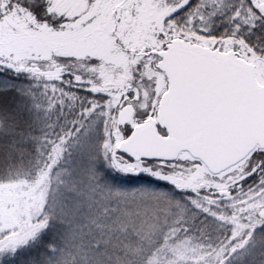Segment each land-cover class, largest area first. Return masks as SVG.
I'll return each instance as SVG.
<instances>
[{
	"label": "snow or ice",
	"instance_id": "obj_1",
	"mask_svg": "<svg viewBox=\"0 0 264 264\" xmlns=\"http://www.w3.org/2000/svg\"><path fill=\"white\" fill-rule=\"evenodd\" d=\"M0 264H264V0H0Z\"/></svg>",
	"mask_w": 264,
	"mask_h": 264
}]
</instances>
